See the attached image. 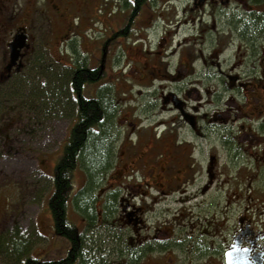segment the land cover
Masks as SVG:
<instances>
[{
	"label": "flooded vegetation",
	"instance_id": "flooded-vegetation-1",
	"mask_svg": "<svg viewBox=\"0 0 264 264\" xmlns=\"http://www.w3.org/2000/svg\"><path fill=\"white\" fill-rule=\"evenodd\" d=\"M39 68L45 88L100 69L67 82L73 107L59 115V159L83 173L76 195L90 180L68 152L79 99L110 103L92 126L107 155L91 209L67 202L85 258L264 264V0H0V165L30 147L35 119L7 110Z\"/></svg>",
	"mask_w": 264,
	"mask_h": 264
},
{
	"label": "rangeland",
	"instance_id": "rangeland-1",
	"mask_svg": "<svg viewBox=\"0 0 264 264\" xmlns=\"http://www.w3.org/2000/svg\"><path fill=\"white\" fill-rule=\"evenodd\" d=\"M41 69L35 70L37 73L33 77L32 84L44 87ZM109 72L110 70L107 69L105 75L110 76ZM50 85L52 86V83ZM33 87L30 84V87H22L24 90L21 88L18 93L16 91L18 97L30 98L29 102L33 103L34 113L40 115L35 118L36 114L32 112L27 114L35 119L32 125L28 126L32 131L30 139H27L30 147L20 148V153L16 157L13 156L11 160L6 159L9 162L0 165V240L2 235L14 233L23 240L33 241L29 246L28 255L41 259H58L66 254L69 241L65 236L57 234L53 228L48 196L52 190L53 169L59 159L58 142L62 136L60 133L63 124L59 122L61 117L58 106H54L46 97L42 105L34 100L37 94ZM48 89L46 87L44 90L48 92ZM90 91L91 88L86 87L83 93L89 96ZM39 100L41 102V99ZM9 104L11 106L7 110L8 113L15 111V107L19 115L25 110L18 101H11ZM20 121L25 122V119L22 118ZM24 126L26 123L19 127ZM18 146L20 147L19 143ZM82 179V171L74 170L67 189L68 196L75 192ZM70 203L74 205L73 202ZM68 218L74 224L78 220L76 212L70 205ZM13 239L8 243H0V264H20L18 260L15 261L3 253L4 250L9 252L13 247L12 241H17L18 238L14 235Z\"/></svg>",
	"mask_w": 264,
	"mask_h": 264
},
{
	"label": "trees",
	"instance_id": "trees-1",
	"mask_svg": "<svg viewBox=\"0 0 264 264\" xmlns=\"http://www.w3.org/2000/svg\"><path fill=\"white\" fill-rule=\"evenodd\" d=\"M84 63V62H83ZM83 67V65H82ZM78 75V76H77ZM100 69L99 68H80L79 73H76L73 70L65 71L64 76L55 77L52 81V86L50 85L48 92H46L45 86H37L31 85L36 92V96H34V100H37L41 105L44 103V98H49L50 103L54 106H58L59 111L63 110H71L73 107L71 101L68 100L69 93L68 88L66 86L69 80L75 81L77 83H84L87 81H91L96 77H99ZM30 87V86H23ZM22 87H18L16 91L21 90ZM24 88H22L24 90ZM10 95V94H9ZM17 96V95H16ZM33 96H31L33 98ZM104 94H99L97 98H80V108L77 111L78 117L80 119L81 124L73 136V147L68 150L70 158H79L85 168H83L84 173L89 176V183L85 190L76 195L75 192L68 196L67 189L70 186V175L72 166L74 164L66 165L65 161L62 159H58L57 163L54 166V173L52 175V190L48 196V204L51 211V218L53 221V228L57 234L67 236L69 241V249L66 254L58 259H41L38 257H34L32 255H28L27 252L29 250V246L33 241L30 239H24L18 237L17 234L12 233L11 235H2L0 243H8L10 240H14L13 236L15 235L17 241H12L13 247L11 250L6 251L5 253L8 257L13 258L15 261H19L20 264H98L95 261L85 258L84 249L87 251H91L89 245L86 243H81V246L76 244L78 240V231L75 227V224L69 222L67 220V202H69L71 198V202L74 205H81L86 210L91 209L92 196L90 194V188L93 186V181L97 178L99 172L102 171V167L106 161L107 155V145L105 139V132L95 133L92 130V126L98 125L99 128L104 129V125L106 121L109 119L110 114V103L105 98ZM18 103H21V106L25 108L22 113H34V106L30 101V98H20V96L15 98ZM41 99V102L40 100ZM53 106V109H54ZM47 107V106H45ZM20 113V112H19ZM44 115V114H43ZM40 116L38 114L35 115ZM93 223L92 220L89 221ZM91 225V224H90ZM77 239V240H76ZM82 241L83 239H79ZM79 255L83 256V263L76 262L77 257ZM101 264H104L103 262ZM106 264V263H105Z\"/></svg>",
	"mask_w": 264,
	"mask_h": 264
}]
</instances>
